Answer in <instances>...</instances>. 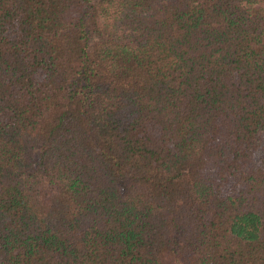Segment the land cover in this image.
Wrapping results in <instances>:
<instances>
[{"label":"trees","instance_id":"16d2710c","mask_svg":"<svg viewBox=\"0 0 264 264\" xmlns=\"http://www.w3.org/2000/svg\"><path fill=\"white\" fill-rule=\"evenodd\" d=\"M0 264H264V0H0Z\"/></svg>","mask_w":264,"mask_h":264}]
</instances>
